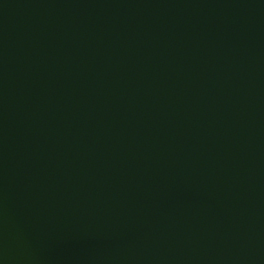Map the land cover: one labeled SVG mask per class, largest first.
Masks as SVG:
<instances>
[{"label":"water","instance_id":"95a60500","mask_svg":"<svg viewBox=\"0 0 264 264\" xmlns=\"http://www.w3.org/2000/svg\"><path fill=\"white\" fill-rule=\"evenodd\" d=\"M0 264H264V0H0Z\"/></svg>","mask_w":264,"mask_h":264}]
</instances>
